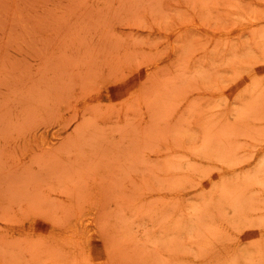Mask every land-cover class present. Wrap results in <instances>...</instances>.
I'll use <instances>...</instances> for the list:
<instances>
[{
  "label": "rangeland",
  "instance_id": "374dc122",
  "mask_svg": "<svg viewBox=\"0 0 264 264\" xmlns=\"http://www.w3.org/2000/svg\"><path fill=\"white\" fill-rule=\"evenodd\" d=\"M0 264H264V0H0Z\"/></svg>",
  "mask_w": 264,
  "mask_h": 264
}]
</instances>
